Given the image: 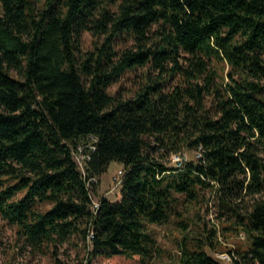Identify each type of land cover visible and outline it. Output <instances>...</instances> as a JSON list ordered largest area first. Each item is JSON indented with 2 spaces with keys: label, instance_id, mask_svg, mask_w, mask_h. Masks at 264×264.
<instances>
[{
  "label": "trees",
  "instance_id": "obj_1",
  "mask_svg": "<svg viewBox=\"0 0 264 264\" xmlns=\"http://www.w3.org/2000/svg\"><path fill=\"white\" fill-rule=\"evenodd\" d=\"M139 68L130 95L109 91ZM90 141L86 178L74 151ZM113 161L120 199L95 211ZM200 185L215 189L223 228L246 235L242 264H264V0H0V215L18 240L55 264L74 238L86 264H148L149 225ZM177 264L233 263L185 240Z\"/></svg>",
  "mask_w": 264,
  "mask_h": 264
},
{
  "label": "rangeland",
  "instance_id": "obj_2",
  "mask_svg": "<svg viewBox=\"0 0 264 264\" xmlns=\"http://www.w3.org/2000/svg\"><path fill=\"white\" fill-rule=\"evenodd\" d=\"M95 41L99 40L86 32L83 36L82 47L92 49ZM129 45H131L130 40L120 41L117 47L122 49ZM228 69L229 67L226 66V70ZM142 73L141 68L135 71H127L110 86L109 91L111 93L120 91L130 95V91L135 89L142 80ZM184 151L185 162L197 160V150L185 149ZM169 165L178 167L176 163L172 162ZM121 169H124V166L117 161L110 164L108 170L100 177L97 192L94 195L95 200L98 201L103 196L114 201L120 199L121 187H115L114 176ZM175 198L177 200L174 203V210L170 219L163 224L149 225V229L157 240V248L148 264H177L181 245L185 240L190 247H198L200 243H203V248L215 257L219 253L229 251L234 247L246 248L248 246V239L243 232L223 228L228 223L219 217L217 193L211 186L200 185L194 199H190L184 193H175ZM50 206L51 203H46L42 208L47 209ZM182 220L184 223H188L187 229L181 225ZM212 231H217V234L213 235ZM210 237L217 241L216 247L211 245ZM79 243L78 239L74 238L70 243H65L58 249L59 257L65 264L87 263V260L83 259L86 254L85 250L83 245H79ZM51 253V250L48 251L47 249L34 251L26 245L23 239L18 240L15 227L11 226L0 215V264H55ZM226 262L230 263L229 261ZM92 264H107V262L95 258Z\"/></svg>",
  "mask_w": 264,
  "mask_h": 264
},
{
  "label": "built area",
  "instance_id": "obj_3",
  "mask_svg": "<svg viewBox=\"0 0 264 264\" xmlns=\"http://www.w3.org/2000/svg\"><path fill=\"white\" fill-rule=\"evenodd\" d=\"M95 149H96V146H95L94 141H90L87 144H79L74 151L75 159L80 169L82 170L83 175L86 178H87V174L85 171V163L88 159L91 158V151H94ZM197 153H198V158H200L203 154L202 149L199 148L197 150ZM170 160L172 161V163H176L178 167H181L182 166L181 164H184L186 160V155L173 152L170 154ZM125 174H126V170L121 169L119 173L114 176L115 183H116L115 187H121ZM87 181H88L87 184L89 188H91L92 184L98 181V177H90ZM99 202H100L99 200L97 201L93 198L92 209L96 211L99 208V205H100ZM235 249L236 247L232 248L229 251L219 253L218 255H216V257L223 261H229L230 263H233V264H240V263L242 264V260L237 255ZM237 260L239 261L237 262Z\"/></svg>",
  "mask_w": 264,
  "mask_h": 264
}]
</instances>
